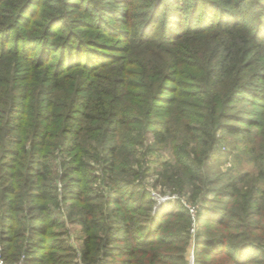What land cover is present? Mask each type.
I'll return each instance as SVG.
<instances>
[{
    "label": "trees",
    "instance_id": "trees-1",
    "mask_svg": "<svg viewBox=\"0 0 264 264\" xmlns=\"http://www.w3.org/2000/svg\"><path fill=\"white\" fill-rule=\"evenodd\" d=\"M41 1L7 0L0 9V19L8 18L0 23V192L5 197L3 205L9 208V212L0 213V219L14 233L7 240L12 245L17 243L18 232L26 228L27 221L42 220L45 211L51 213L50 204L58 203L53 170L60 152L66 156L62 162L57 161L66 170L64 199L73 206L77 204L81 224L100 228L99 215L79 203L83 189L79 174L87 166L85 160L93 142L103 146L102 152L96 150L91 155L101 169L102 180L114 185L118 178L125 182L120 177L126 172L123 150L132 149L128 144L136 149L137 139L128 135L130 126L139 132L150 131L160 144L178 135L177 162L184 177L181 185H196L204 181L217 133L225 128L251 140L252 166L235 173L224 188L212 191L214 195L206 199L210 204L199 218L208 224L198 232L195 251L200 254L212 250V255L226 257L231 264H264L263 113L239 117L234 111L246 96L264 101V72H253L251 61L264 50V5L249 13L231 9L223 0H116L124 4L122 12L117 14L109 6L97 7L101 23H96L105 30L100 40L107 34L124 40L129 52L115 55L110 45L93 37L92 32H79L84 20L68 15V0L59 7L49 5L50 10L45 6L51 0ZM259 2L252 0L254 4ZM108 16L116 24H110ZM186 36L200 37L201 42L184 47ZM33 43L37 49L29 46ZM186 74L192 75L197 87L190 96L205 105L194 116H198L196 123L182 124L181 136L174 135L173 127L181 128L178 121H155L152 116L158 109L166 110L161 103L171 105L176 101L164 92L173 90L171 84L180 82L179 76ZM255 77L260 82L251 80ZM128 87L144 90L145 94L137 92L142 99L126 97ZM232 121H245L246 125ZM118 132L122 134L120 139L113 136ZM104 139H110L109 148L104 147ZM119 191H112L116 194L112 201L121 204ZM145 198L140 195L135 201L144 202ZM173 214L186 219V223L173 231L169 240L176 247L180 241V247L186 250L192 219L190 208L180 202L171 204L164 217L157 213L148 219L159 227H141L142 242L153 244L165 217ZM120 220L125 221L123 217ZM53 222L57 224V219ZM44 230L36 232L42 236ZM40 240L34 242L35 249L28 250L27 256L31 254L33 261L44 262L41 264L53 263L42 256L47 247ZM98 244L95 240L87 242L85 256L96 251L93 258L85 257L87 264H128L125 259H115V254L128 247L109 244L106 247L110 248L104 249L105 244ZM172 258L161 253L158 262L166 264ZM60 260L57 257L53 264H65ZM181 260L185 262V257ZM201 262L206 261L198 257L197 264Z\"/></svg>",
    "mask_w": 264,
    "mask_h": 264
},
{
    "label": "rangeland",
    "instance_id": "rangeland-1",
    "mask_svg": "<svg viewBox=\"0 0 264 264\" xmlns=\"http://www.w3.org/2000/svg\"><path fill=\"white\" fill-rule=\"evenodd\" d=\"M6 1H0V9L7 4ZM45 1L47 3V0ZM62 1L66 2L67 0H51L52 3L45 7L49 8V5L59 7ZM68 1L71 3L67 7L68 15L71 17L75 16V19L76 17H80L81 20H84V24L82 28H79V32H92L93 37L109 44L110 51L113 54L115 53V55L129 52V50L124 48V40L120 41L121 37L119 36L117 38L106 33V39L100 40V33L103 32L104 36L105 30L97 27L101 23V15L97 13V7L109 6L115 9L117 14H120L122 8L125 7L124 4H120L121 2L116 0ZM222 2L231 9H237L238 11L246 9L249 13H255L257 8H261L260 4L264 5V0H260L258 4L252 3V0H223ZM42 6L43 4L40 7ZM42 11L44 10L42 9ZM42 11L40 10L39 13ZM106 20L110 24H116V20L114 22L111 16L106 17ZM6 21H8L7 16H3L0 19V23ZM119 23L123 24L122 22ZM2 36L5 37L6 35L2 34ZM182 41L184 47H187L199 44L201 39L200 37L193 38L192 36H186ZM29 46L36 49L38 47L35 43L29 44ZM251 61L254 65L252 67L254 69L253 72H264V50L256 53ZM184 67L182 66V68ZM186 69L191 70L189 67ZM178 79L180 82L171 84L173 90L166 89L164 94L166 97L171 96L169 99L176 100L179 103L176 104V101L171 105L168 102L161 103V105H165L166 110L164 112H160V109L156 110L152 119L158 121L170 118L178 121L181 124V128L175 130L174 128L176 127L174 126V135L179 134L183 136L184 127L182 124L196 123L198 116L195 119L194 116L197 113L198 115L201 113V107L205 104L202 100L190 96L197 90L192 75L186 74L185 76H179ZM251 80L255 81V83L260 82L258 77L251 78ZM128 88L125 91L126 97L138 96L142 99V97L137 95V92L145 94L144 90H134L135 87ZM246 97L248 98H244V100L237 103L234 111L240 115L239 117H250L249 115L256 113V111L262 112V119L264 120V108L262 107L264 101L255 97ZM224 122L228 123L227 119ZM230 123L241 126L246 125L245 121H232ZM130 127L131 130L128 135L137 139V145L135 150L132 144H128L132 149L127 148L126 152L123 150L122 159L125 160L123 167H125L126 172H122L120 177H123V181L125 182H122V179L118 178L117 183L114 185L104 183L101 169L95 163L94 156H91L96 154V150L97 152H102L103 146L97 145L95 142H93V147L90 146L92 148L89 158L85 160L87 166L79 174V183L81 189H83L81 190V200L78 202L86 206L87 209L94 210V213L99 215L98 217L103 226L96 228L81 224L78 218V210H76V208L78 209L77 204L75 203L73 206L70 204L71 201L69 199H64L63 184L66 181V170L58 162H62L66 156L63 152H60L56 163L54 162L55 168L53 170V174L57 177L58 203L56 205L50 204L52 205V211L51 213L45 211L46 213L42 220L25 222L26 228L21 227L18 232V242L14 245L7 240L8 235L14 234L13 231H9V226L6 225L9 222L5 224L6 226H3L1 223L2 218L0 219V264L44 263L33 261L31 254L27 256V251L35 249L32 246H34L36 240L39 241L40 239L42 240L40 242L47 247L46 250H42V256L49 258L53 263L57 257H61L62 261L60 260V263L87 264L85 257L91 256L93 258L96 251L94 254L85 256L84 250L86 249L87 242L92 243L95 240L99 242L98 246H104L103 244H105L104 249H109L110 247H106L109 244L112 246L117 245L121 249L128 247L124 252L115 254L117 261L125 259L128 261V264H161L158 262L161 253H166V255L173 257L172 260L165 262L166 264H197L198 257L199 260L206 261L201 262L202 264H206L207 262H209L208 264H231L230 260L226 257L212 255V250H202L200 254H197L195 244L197 237H199L198 232L204 225L208 224L204 218L199 217L200 213H203L210 204V201L207 200L211 199L212 195H214L212 191H220L224 188L226 183L233 179L232 177L235 173L251 169V140H247L244 135L230 133L225 128L220 129L217 133L216 142L210 151V159L207 161L204 181L198 182L196 185L185 184L182 186L181 183L184 177L182 173H179L180 167L177 162L178 145H180L179 136L177 135V138L171 139L170 142L160 144L154 140L153 134L150 131L141 130L139 132L134 129L135 126ZM262 128L264 129V126ZM121 135L118 132L113 136L116 139H120ZM109 140L104 139L102 141L105 148H109V144L111 143ZM174 180L177 185L174 184ZM113 190H120L117 193L122 196L121 204L112 201V195H116L112 193ZM140 195H145L146 198L144 202L139 201L137 203L135 200ZM129 197L132 200L127 202ZM4 198L0 192V213L9 212V208L3 205ZM179 202L187 207L188 205L193 208L195 207L194 215L190 210L192 224L189 233L191 234V241L186 250L180 247L182 245L180 241L176 242L179 246L176 247L169 240V235L186 223V219L175 214L165 217L164 227L160 230L158 229L157 236L152 240L153 244L143 243L142 235L144 230L141 227L154 230L159 227L157 224L149 223L148 219L157 213L161 217H164L165 211L171 208V204ZM121 217L125 219L123 223H121ZM55 218L57 219V224L53 222ZM41 228L42 230L43 228L45 229L42 236H40L39 231L36 232ZM2 229H4L3 232L1 231ZM53 245L55 248H52ZM211 245L215 248L219 247L218 244ZM254 251V249H250V253H254ZM100 256L105 255L100 254ZM181 257H185V262L181 260ZM107 258L113 257L107 256ZM214 259L216 261L213 262L212 260ZM53 263L51 262V264Z\"/></svg>",
    "mask_w": 264,
    "mask_h": 264
},
{
    "label": "built area",
    "instance_id": "built-area-1",
    "mask_svg": "<svg viewBox=\"0 0 264 264\" xmlns=\"http://www.w3.org/2000/svg\"><path fill=\"white\" fill-rule=\"evenodd\" d=\"M188 207L190 208L192 214L194 215V210H195V207L193 208L192 206L188 205Z\"/></svg>",
    "mask_w": 264,
    "mask_h": 264
}]
</instances>
